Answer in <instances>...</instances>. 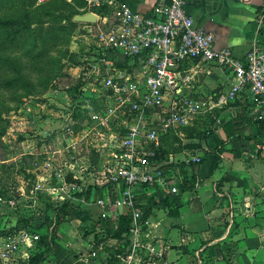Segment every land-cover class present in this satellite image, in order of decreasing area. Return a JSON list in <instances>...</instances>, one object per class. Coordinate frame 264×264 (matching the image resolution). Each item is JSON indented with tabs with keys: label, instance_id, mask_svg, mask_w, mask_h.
<instances>
[{
	"label": "rangeland",
	"instance_id": "374dc122",
	"mask_svg": "<svg viewBox=\"0 0 264 264\" xmlns=\"http://www.w3.org/2000/svg\"><path fill=\"white\" fill-rule=\"evenodd\" d=\"M85 7L83 0H0V18L30 24L12 37L7 33L15 28L0 25V232L6 236L35 229L39 225H30L34 218H45L48 225V218L88 216L86 203L112 186V151L129 116L118 110L107 125L97 124L89 114L102 109L103 100L79 97V66L91 57L99 30L106 28L100 24L87 31L82 22L72 26L73 12ZM45 22L50 26L39 33ZM115 56L120 64H132ZM182 96L200 103L186 123L161 130L165 106L148 118L159 129V158L172 180L190 156L203 153V143L210 149L207 129L213 117L205 95ZM140 147L158 149L152 142ZM54 188L65 199L54 197Z\"/></svg>",
	"mask_w": 264,
	"mask_h": 264
},
{
	"label": "crops",
	"instance_id": "0c3cea01",
	"mask_svg": "<svg viewBox=\"0 0 264 264\" xmlns=\"http://www.w3.org/2000/svg\"><path fill=\"white\" fill-rule=\"evenodd\" d=\"M122 1L143 14H149L157 2ZM263 4L264 0H186L185 10L195 25L213 32L217 48L229 47L235 56L243 57L254 39L264 48V22L257 29ZM79 12L76 14L88 10L85 7ZM100 13L96 22H82L87 31L100 24L107 27L114 20L110 8ZM179 69L181 77H187L180 84L182 95H205L212 112L210 145H215V138L222 144L213 148L217 156L213 169L212 148L203 143V153L190 156L194 164L183 166L180 175L176 174V182L183 171L194 182L176 200L178 214L170 215L167 209L153 205L146 221L115 239L101 225L105 220L116 226L118 215L126 209L119 207L102 218L104 209L89 201L85 205L89 215L82 218H48V225L43 223L45 218L31 219V226H39L26 229L42 235L27 248L28 257L1 264H26L31 249L34 253L47 249L42 264H106L110 252L122 247L130 255L126 264H264V143L257 134L255 104L246 92L219 103V96L235 78L214 62L190 59ZM157 190L150 187L145 192L157 194ZM100 191L97 198L108 196L106 187ZM143 191L134 190L136 194ZM5 233L0 232L1 239Z\"/></svg>",
	"mask_w": 264,
	"mask_h": 264
},
{
	"label": "built area",
	"instance_id": "2783aa9c",
	"mask_svg": "<svg viewBox=\"0 0 264 264\" xmlns=\"http://www.w3.org/2000/svg\"><path fill=\"white\" fill-rule=\"evenodd\" d=\"M84 3L96 16L110 8L114 20L99 30L97 47L79 66L78 77L82 81L79 97L91 100L94 95L103 100L104 107L89 114L97 124L107 125L118 110L129 116L119 144L112 151L116 160L108 168L112 186L108 196L97 198L95 203L104 209L102 218L119 207L128 210L132 218L129 231H133L142 214L135 200L138 195L135 189L155 187L157 195L177 191L176 177L172 180L171 173L162 169L157 150L140 146L142 142H152L158 149L160 146L159 129L152 120L148 121L151 111L168 108L161 126L165 130L186 123L188 113L200 107L198 100L182 96L180 84L187 77H181V63L197 59L229 70L235 82L218 101L224 103L246 92L255 104L256 119L262 122L264 141V48L257 39L243 57L235 56L229 47L215 48L213 32L195 25L185 10L186 0H157L149 14L132 10L122 0H84ZM263 22L264 4L257 18V29ZM116 54L132 64L118 65ZM53 190L57 194V189ZM37 240L38 233L27 229L7 235L0 241V261L7 263L28 257L27 248ZM129 258L127 252L117 253L113 264H126Z\"/></svg>",
	"mask_w": 264,
	"mask_h": 264
},
{
	"label": "trees",
	"instance_id": "16d2710c",
	"mask_svg": "<svg viewBox=\"0 0 264 264\" xmlns=\"http://www.w3.org/2000/svg\"><path fill=\"white\" fill-rule=\"evenodd\" d=\"M75 14H76V12H73V14L71 15V25L72 26H76L77 24H79L78 21L73 20V15H75ZM0 25L4 26V27L8 26V27H10L12 29L15 28L13 30V32H8L7 33L8 37H12L13 34L20 33L21 30H23V28L24 29H28L29 26H30L29 23L24 24L20 20L15 19V18H11V17H6L5 19L4 18H0ZM45 26L46 27H43V26L42 27H38V28H40V32L39 33H42L45 28L50 26V24L45 22ZM46 32H48V31H46ZM214 46H215V44H214ZM215 48H217V47L215 46ZM118 65L124 67L126 64L125 63H123V64L118 63ZM256 123H257V134H259V136H261L262 133H263L262 122L259 121L258 119H256ZM207 130H208V134H210V135H208L209 138L213 137V128H212V126H211V128H208ZM215 142H216L215 145H210V150L212 148L211 151H213V148L217 149V147L222 144V141L218 140L217 138H215ZM263 143H264V141L261 142V144H263ZM219 150L220 149H218V151ZM159 151L160 150L157 149L158 159H160L159 158V156H160ZM211 157H212L211 169H213L215 167V165H216L215 163H216V160H217V156L214 153V151L211 153ZM202 159H200V161ZM187 164H192L193 165L194 163L189 160L187 162ZM164 171L167 172L168 170L164 169ZM175 184H176V187H177L176 193H172V194H163L162 193V195H157L155 192H151L150 194H146V192L144 190L142 192V194H138L135 197V200H136L138 206L140 207V209L142 211L141 219L139 220V223H143L144 221H146V219L151 214V210H152L153 205H156L159 208L167 209L168 213L170 215H177L178 214V208H177L175 202L178 199L179 195L183 191H185V190H187V189H189V188H191L193 186V184H194L193 176L191 178L190 176H188L185 173V171H183V176L182 177L178 176V180H177V182ZM131 220H132L131 214H130V212L128 210H126L124 213L118 215L117 220H116V226H114L109 221H105L104 220L103 223H104L105 231H106L107 235L110 238H115V239H121V238L127 236V234L129 233ZM42 241L45 243V241H46L45 240V236H42ZM45 245H46V243H45ZM46 250L47 249H44V250H41V251L33 253L29 257V259H28L26 264H42V262L45 259ZM123 250H124V247L113 249V251L110 252V255H109V258L106 261V264H113V262L115 260V255L117 253L123 252Z\"/></svg>",
	"mask_w": 264,
	"mask_h": 264
},
{
	"label": "water",
	"instance_id": "95a60500",
	"mask_svg": "<svg viewBox=\"0 0 264 264\" xmlns=\"http://www.w3.org/2000/svg\"><path fill=\"white\" fill-rule=\"evenodd\" d=\"M73 20L84 23H94L96 22V14L91 11L83 14H75L73 15Z\"/></svg>",
	"mask_w": 264,
	"mask_h": 264
}]
</instances>
